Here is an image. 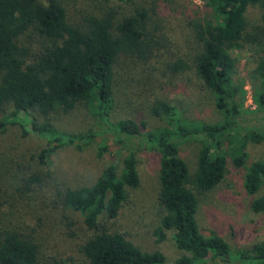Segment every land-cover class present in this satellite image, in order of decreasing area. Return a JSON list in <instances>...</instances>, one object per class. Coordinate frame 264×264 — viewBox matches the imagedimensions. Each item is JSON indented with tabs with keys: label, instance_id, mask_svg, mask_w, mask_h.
I'll return each mask as SVG.
<instances>
[{
	"label": "trees",
	"instance_id": "1",
	"mask_svg": "<svg viewBox=\"0 0 264 264\" xmlns=\"http://www.w3.org/2000/svg\"><path fill=\"white\" fill-rule=\"evenodd\" d=\"M202 1L212 19L190 22L195 44L190 61L186 55L180 56L167 66L175 74L193 72L197 76L223 116L220 123L183 124L177 109L164 100H157L150 113L168 117L173 130L143 133L132 119L110 121L108 113L117 92L115 67L125 62L151 67L150 61L161 47L144 6L135 5L129 13L102 7L74 20L63 0H0V133L9 120L28 126L45 139L39 161L48 165L57 150L85 140L80 135L59 133L50 117L96 104L105 132L113 134L119 144L143 138L160 155L157 201L162 216L155 234L162 240L164 231L169 232L175 246L185 253L173 264H209L218 259H227L229 264H264V242L232 253L220 236L200 233L194 193L206 194L223 180L225 140H231L236 167L244 164L247 143H264V121L254 126L240 123L231 77L236 64L232 52L253 45L256 73L264 83V29L249 31L246 20L248 7L259 5L264 22V0ZM257 101L264 107L263 95ZM37 118L43 121L39 123ZM192 136L207 142L198 152L193 175L178 149V141ZM105 150L101 144L100 153ZM41 181L35 175L26 178L24 185L30 189L32 183L39 185ZM139 183L135 154L128 151L120 171L116 165H109L94 185L64 193L61 201L81 213L86 227L94 232L80 249L88 264H165L161 252L141 251L124 234L99 223L102 217L114 222L127 189H135ZM263 183L264 160H258L247 169L245 192L255 195ZM3 203L0 193V209ZM251 209L264 213V196L254 199ZM0 264L75 263L71 258H43L33 237L6 225L0 213Z\"/></svg>",
	"mask_w": 264,
	"mask_h": 264
},
{
	"label": "rangeland",
	"instance_id": "2",
	"mask_svg": "<svg viewBox=\"0 0 264 264\" xmlns=\"http://www.w3.org/2000/svg\"><path fill=\"white\" fill-rule=\"evenodd\" d=\"M63 1L74 20L102 7L120 13H129L135 5L148 9L150 26L161 47L150 61L151 67L127 62L115 67L117 92L108 113L110 121L132 119L143 133L173 130L168 117L150 113L157 100L173 105L181 122L191 127L223 120L213 97L193 72L175 74L167 66L180 56L186 55V60L190 61L195 47L190 22L212 19L211 11L202 0ZM246 20L249 31L258 27L264 29L259 5L248 7ZM232 55L236 59L231 77L240 109L239 121L243 125H259L264 121V107L259 106L257 99L264 96V83L256 73L255 47L249 45ZM37 119L39 123L43 121V118ZM50 122L59 133L80 135L85 140L57 150L48 165L39 161L40 152L46 146L45 139L28 126L9 120L0 133V193L4 199L0 213L6 225L31 235L40 245L43 258H71L75 264H88L80 249L94 232L84 224L83 215L67 207L61 199L68 190L94 185L109 165H116L120 171L127 152L133 151L140 183L135 189H127L118 218L110 222L102 217L100 225L124 234L141 251L161 252L165 264H173L185 254L175 246L169 232L164 231L162 240L155 234L162 216L157 201L160 161L157 150L139 137L125 145L119 144L113 134L105 132L96 104L68 114H53ZM230 141L225 140L223 144L227 165L221 183L206 194L194 193L198 199L196 222L200 233L220 236L231 252L237 253L264 242V213L251 209L252 201L264 196V183L252 196L244 189L247 169L253 162L264 160V143H247L244 164L236 167ZM101 144L106 146L104 153L99 151ZM206 144L201 136L178 141L179 155L191 175L196 171L198 152ZM35 175L42 181L39 185L32 183L29 189L24 181ZM209 264L229 262L218 259Z\"/></svg>",
	"mask_w": 264,
	"mask_h": 264
}]
</instances>
